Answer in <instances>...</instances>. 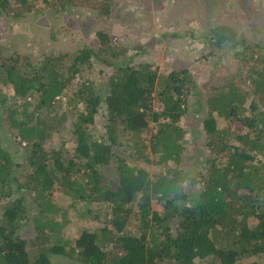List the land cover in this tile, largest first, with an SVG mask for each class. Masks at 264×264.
<instances>
[{
  "label": "trees",
  "instance_id": "1",
  "mask_svg": "<svg viewBox=\"0 0 264 264\" xmlns=\"http://www.w3.org/2000/svg\"><path fill=\"white\" fill-rule=\"evenodd\" d=\"M118 1L0 0V264L264 261V38L247 37L252 18L205 27L201 54L187 57L211 59L213 79L224 59L238 61L209 82L207 116L191 108L203 90L190 68L136 63L104 24L89 42L37 56L8 46L12 25L52 31L71 14L102 23ZM185 125L201 135L199 160ZM88 215L96 231L66 232Z\"/></svg>",
  "mask_w": 264,
  "mask_h": 264
},
{
  "label": "rangeland",
  "instance_id": "2",
  "mask_svg": "<svg viewBox=\"0 0 264 264\" xmlns=\"http://www.w3.org/2000/svg\"><path fill=\"white\" fill-rule=\"evenodd\" d=\"M259 1L261 0H229V3H225L226 7L220 6L217 7L216 11L212 9L207 11L204 1L200 3L198 0H172L171 2L168 0H119L114 8L115 14H112L108 20H101L107 23H99L96 20L94 22L86 15L71 14L70 19L69 17L68 19L65 18L56 29L51 31L50 28H45L48 27V24L40 25L38 21L32 20L34 21L32 24L35 25L30 24L29 27L23 25L22 27L15 28L12 25L10 27L12 33L9 35L7 42L8 46L12 47V49L37 56L48 52L51 47H54L56 50L65 47V43L72 44L77 41L80 43L89 42L88 38L92 33L90 32L91 27L93 26L94 28L95 25L104 24L106 27H111V33L115 35L116 42L123 44V36L126 37L125 41L128 42V48H130L128 54L136 56V63L142 61L149 62L156 69L157 67L159 68L160 74L174 68L178 69V67L186 66L190 68L198 78V84L203 90L201 92V99H198L197 96L191 98V108L194 110L199 105L201 111H199L198 116H207V104L203 100L210 89L209 82H213L218 74L222 78V81L225 82L226 79L236 73L239 67L238 61L234 57L227 60L224 59V62L218 66V72L213 79V61L211 59L198 64L195 59H187V57L193 53H197L194 57L201 54L202 51L198 48V45L204 41L199 39V34L203 33L202 35H204L205 27L219 23L236 24L238 27H245V17L252 18L254 21L253 25L249 26L247 37L254 41H263L264 36L262 37L261 32L264 33V28H262L264 25V15H262L261 6L258 5ZM10 29L8 30L10 31ZM29 31L34 32V35H25ZM5 33L7 31L0 32L1 38H6ZM52 34H54V38H52ZM157 36H159L158 41L156 40ZM160 42L164 44L158 45ZM140 46H145V48L140 49ZM190 51L193 52L189 53ZM100 69L101 67L96 63L91 78L100 81L103 72H106V70L102 72ZM193 110L190 114L193 113ZM221 124L222 128L224 123L221 122ZM185 127L189 131L185 139V143L189 147L188 154H194L197 156L196 160H199L200 156L194 151L192 141L194 138L199 137L200 139L201 135L195 137L192 130L190 132L189 126L185 125ZM70 145L71 143H69ZM206 154L207 151L204 148L203 155L201 156H206ZM148 168L150 171L153 170L152 167ZM160 206V203L154 202V208L160 209ZM98 227L99 224L96 222L95 217L88 215L82 220H72L67 226L66 232L70 234V231H73L76 234L83 228L96 231ZM64 261L65 264L68 263L66 260ZM240 262L241 264H264L262 259L256 257L242 259ZM197 263L210 264L209 261Z\"/></svg>",
  "mask_w": 264,
  "mask_h": 264
}]
</instances>
